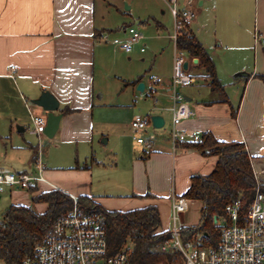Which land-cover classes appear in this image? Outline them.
<instances>
[{"label": "crops", "instance_id": "0c3cea01", "mask_svg": "<svg viewBox=\"0 0 264 264\" xmlns=\"http://www.w3.org/2000/svg\"><path fill=\"white\" fill-rule=\"evenodd\" d=\"M99 2L116 15L108 13L106 9L97 12ZM186 2L188 1L182 2L184 6ZM252 2L254 12L250 36H245L246 40H243L244 34L239 35L234 30L238 20L236 15L228 11L227 6L224 10L226 24L230 25L232 31L229 30L230 34L226 42L232 54L228 55L227 59L219 57L216 62L213 56L218 54L217 49L212 53L207 52L213 60L219 81L222 74L229 76L236 83L242 81L244 86L241 96L234 99L226 96L227 103H215L218 97L209 87V82L201 70L199 77L208 88L206 95L192 96L189 95L190 93L182 95L193 112L190 119L177 126V130L185 134V141L173 145L169 135L166 140L157 142L158 140L152 136L155 130L159 129H155L152 123L150 126L153 135L149 139L143 138L149 126L145 131L133 134L132 140L135 142L136 151L134 154L129 153L130 160L127 164V168L130 166L133 183L127 182L129 186L125 188L126 183L123 182L116 185L111 182L112 180L102 182L105 178L100 177L99 172L96 173L92 167L96 168V165H100L93 159L94 146L106 145L108 142L105 135L95 126L94 113L97 107L102 106L100 105L102 95L98 97L95 95L98 90V71L104 64L106 43L103 35L113 31L120 34V37H127L121 41L128 39L131 24L124 23V20L130 8L125 3L124 11L120 10L119 0H0V141L5 151L7 148L10 149L11 161L23 158L22 162H27L24 163L22 170L14 174L35 172L34 170L33 173H29V169H25L29 164L34 166L37 152V144L33 145L30 141L31 135L36 138L37 136L31 127H26V123L30 119L29 110L36 115L44 112L36 106L31 108L28 102L37 99L44 91L51 93L59 103L55 114H62L59 128L50 139L53 142L58 139L59 142H50V146L55 144L53 148L62 146L64 150L74 146L77 152L88 147V155L83 161V166L77 163L62 174L61 169L45 167L43 157L46 150L43 141L47 137L42 136L44 178L60 192L73 197H91L94 202L108 211H110L109 206L113 205L117 208L115 211L121 212L146 206H155L159 212V204L162 203L158 199L164 198L168 199V207H166L170 214L172 201L182 197L187 191L190 178L196 175L208 176L215 167L217 157H202L200 153L185 148V143L198 140L202 133L212 134L219 142L243 144L251 161L264 159V82L256 77V75H264V0H252ZM105 15L113 16L116 24L107 22L103 24ZM119 25L121 27H118ZM113 26H117L118 29H113ZM142 40L143 37L140 41ZM198 63L196 58L197 66ZM184 64L187 65L186 68ZM184 64L183 70L187 73L189 63ZM176 65L174 57V67H177ZM11 67H14V72L10 71ZM236 74H239L238 77L241 79L236 77ZM183 75L195 80V77L189 73ZM135 81H138L135 84L138 85L139 80ZM135 81L131 80L126 85ZM170 87L172 88V82ZM178 88L183 87H176V91ZM172 94L164 96L165 101L155 108L156 113H154L163 118L164 126L166 116L170 120V127H172ZM232 110L235 111L234 118L231 115ZM132 121L127 126L128 134L131 131ZM128 134L117 135L115 144L117 149L113 151L116 156L111 158L113 161L110 162L113 169L120 167L117 152L123 153L126 147L129 151L131 139ZM138 135L142 136L138 137ZM138 138L149 142L151 147L147 148L146 145L139 144ZM3 159L6 160L5 156ZM90 159H92L91 168L87 164ZM4 170L9 169L0 165V173H4ZM106 183L112 185L103 188L104 190L98 188ZM34 188H36L35 192H32L34 197L41 192L54 190L46 184L34 185ZM115 188L127 192L124 199L120 191L114 193ZM12 189L15 192L10 194V206H27L28 204L23 203L24 193L18 191L21 189L13 187ZM146 194L149 196L144 197ZM194 203L199 204L200 210L201 204L191 201V204ZM170 220L169 215L168 221Z\"/></svg>", "mask_w": 264, "mask_h": 264}, {"label": "rangeland", "instance_id": "374dc122", "mask_svg": "<svg viewBox=\"0 0 264 264\" xmlns=\"http://www.w3.org/2000/svg\"><path fill=\"white\" fill-rule=\"evenodd\" d=\"M183 1H188L186 3H190V6L196 15L190 29L208 53H212L214 49H217L218 54H214L213 56L216 62L219 57L220 59H227L228 55L232 54L231 48L226 42L227 36L230 34L229 30L232 31L230 25L228 24L227 26L226 24V13L224 10L227 6L228 11L231 14L236 15L237 20L240 22V24H238L239 22L237 21L234 30L239 35L241 33L244 34L242 39L246 40V37H248V35L250 36L252 33V16L254 12L252 8V0H178L180 8H183L184 6L182 3ZM125 3L130 9L126 12L128 16L125 18L124 23L131 24V29L140 33L143 40L138 44H134L129 53H124L113 44V41L116 39L121 41L127 37H120V34L113 31L106 32L103 35L106 43L104 50V64L101 66L100 71H98V90L95 95L96 97L102 95V98L100 99V105L102 106L97 107L94 113L95 126L98 131L105 135L108 142L106 145H95L93 148V159L99 162L100 165H96V168L92 167V159H90L87 164L90 168L92 167L96 173L99 172L100 177L105 178L102 179V182L112 180L111 182L115 185L123 182L124 184H127H125L124 187L128 188L129 184L133 183L132 175L129 171L130 166L127 168L128 161L130 160L129 153L134 154L136 151L135 142L132 140L133 132L130 131L132 134L130 132L128 134L127 130L129 122L137 116L151 117L155 115V108L166 99L164 96L173 93V90L170 87V82L174 73L177 75L189 73L194 76L196 80L191 87L178 88L177 93H182L181 95L190 93L189 95L192 96H204L208 92V88L199 77L202 71L196 67V58L192 56L187 57L185 53L176 51L173 42L169 39V36H171L173 32V19L167 5L161 0H119L120 10L124 11ZM200 3L202 4L200 5ZM105 9L108 10V13L110 12L111 14H114L110 8L105 7L100 2L97 3V12L98 10ZM114 15H116V13ZM105 22L113 25L116 24H114L113 16L111 17L109 15H105V21L103 24ZM120 25L118 27H121ZM118 27L113 26V29H118ZM119 32L123 34V32ZM247 43H249V40ZM140 49L143 51L140 52ZM224 53L227 54L224 55ZM175 55L177 56V67H174ZM185 62L189 63L187 73L183 70V64ZM236 75V77L239 76V74ZM238 78L241 79V77ZM131 80H139V84L144 85V92L137 90L138 85H126ZM219 82L224 87L226 96L230 99L239 98V96H241L244 86L242 81L236 83L229 76L222 74V78ZM28 105L31 108H35L31 102H28ZM165 119V126L159 130H155L156 132L154 136H152L153 129L149 126L147 133L143 134V138L149 139V137L152 136L158 140L157 142L166 140L171 133L172 127H170V120L167 119L166 116ZM27 126L32 128L30 119H28V122L26 123V127ZM118 134H128L131 143L129 141V151L126 147L123 153L117 152V160L120 163V167L113 169L111 168L112 164H110V162L113 161L111 158H115L116 156L113 151L114 149H117L115 144ZM139 136L142 135H138V137ZM30 137L31 143L36 145L37 138L32 135ZM50 142L54 143L59 141L56 139L53 142L48 138L43 141V146L46 150L43 160L47 169H61L62 171L60 172L62 173L66 172L69 167H72L77 163H79V166H83V161L88 155V147L80 149L77 152L74 146H71L69 150H64V147L62 146H59V148L56 149L53 148L55 147V144L54 146H50ZM57 145L58 143H56V146ZM4 156L6 160L3 159ZM10 157V149L7 148V151H5V147L1 146L0 141V165L9 169L4 170V173H16L17 171L22 170L27 163L26 161L22 162L23 158L11 161ZM251 164H253L252 169L257 181L264 184V159L256 161L252 160ZM33 168L34 166H30L29 164L25 169H29V173H33ZM108 185L112 184H102L98 188L104 190ZM114 190V193L120 191L117 190V188ZM18 191L24 193L25 199L23 203L30 205H27V207H30L34 213L40 214L45 211V204L30 202L32 201V197H34L32 192H27L23 189ZM95 191L99 192L101 190ZM122 191L119 193H121V197L124 199L127 192H125V190ZM13 192L15 191L12 187H2V193H0V223L2 221V214L10 206L9 198L10 194ZM128 196L129 195H127V197ZM158 201L162 203L159 204L161 221L160 230L168 229L170 231L172 229V219L168 221L169 215L171 218V210L169 214L167 208L168 199L160 198ZM108 209H110V211H115L117 208L112 205L109 206ZM176 216L177 226H195L199 219V204L190 203L187 212L178 213ZM204 245L205 243L203 239H200L197 236L193 246L190 247H205ZM185 248L189 249V247ZM129 249H131L129 244L123 248L124 251H129Z\"/></svg>", "mask_w": 264, "mask_h": 264}, {"label": "trees", "instance_id": "16d2710c", "mask_svg": "<svg viewBox=\"0 0 264 264\" xmlns=\"http://www.w3.org/2000/svg\"><path fill=\"white\" fill-rule=\"evenodd\" d=\"M176 50L198 59V68L203 70L209 87L218 97L215 103H227L224 87L216 77L215 65L198 38L189 29L182 31L176 40ZM264 82V75H256ZM138 81L133 82L135 85ZM233 111V110H232ZM66 113V112H65ZM235 116V111L231 112ZM185 148L200 153L202 157H217L214 169L208 176H192L183 198L201 204L198 223L181 227L180 242L185 247L193 246L198 236L205 247L218 245V234L213 218L225 217V207L240 201V216L243 217L253 197L255 178L243 144L223 143L210 133H202L198 140L185 143ZM88 169V168H85ZM264 194V184H261ZM36 188L31 187L30 192ZM146 194L144 197H148ZM77 206L84 213H101L104 218L107 255L116 256L128 244L126 264H159L180 262L179 252L168 246L173 236L170 231H161L160 215L155 206L131 211H108L88 196H78ZM141 198H143L141 196ZM33 203L46 204L41 214L30 207L11 205L3 213L0 223V264H21L32 255L34 247L52 229L59 217L72 210L71 199L60 191L49 190L32 197Z\"/></svg>", "mask_w": 264, "mask_h": 264}, {"label": "built area", "instance_id": "2783aa9c", "mask_svg": "<svg viewBox=\"0 0 264 264\" xmlns=\"http://www.w3.org/2000/svg\"><path fill=\"white\" fill-rule=\"evenodd\" d=\"M161 1L167 5L173 19V32L169 39L176 48L178 35L185 29L190 28L196 15L190 3H186L187 5L180 8L178 0ZM141 39L140 34L130 29L128 39L125 41L116 39L113 44L123 52H130L132 46L140 42ZM176 57L175 55V61L177 60ZM10 71L14 72V67H11ZM10 77H12V74ZM171 82L173 105L171 108L172 130L170 138L174 145L176 142L185 141V134L178 131L177 126L193 116L188 103L181 94L177 93L176 87L190 86L195 80L192 77L174 73ZM29 115L32 130L38 138L34 160L35 172L33 174L0 173V193H2L3 186L30 190L32 186L38 184H46L59 191L43 176L45 168L42 164L41 137L44 136L45 116L32 114L30 110ZM150 125V116H137L131 122V131L133 134H138L145 131ZM137 142L146 145L147 148L151 147L149 142H146L143 138H138ZM253 175L256 183L246 214L243 217L240 216V201L225 207V217L217 220L216 224V233L218 234V245L216 247L197 246L186 249L181 244L178 231L182 226L176 225V215L187 212L191 201L183 197L174 199L171 203L173 227L170 230L173 240L167 246H163L161 250L165 252L167 247L173 244L179 252L180 262L159 264H264V194L254 173ZM67 196L72 201V210L65 216L55 220L51 231L34 247L32 255L27 257L21 264H126V251H122L113 257L107 255L103 215L97 212H82L77 206V198L71 195Z\"/></svg>", "mask_w": 264, "mask_h": 264}, {"label": "water", "instance_id": "95a60500", "mask_svg": "<svg viewBox=\"0 0 264 264\" xmlns=\"http://www.w3.org/2000/svg\"><path fill=\"white\" fill-rule=\"evenodd\" d=\"M187 65L184 64V68ZM144 85L138 84L137 90L143 92ZM186 102H188L186 100ZM31 104L41 109L44 112L42 115L45 116V128L43 135L48 139H51L59 128V123L62 119V114H55L58 111L59 103L56 98L49 93L48 91H44L40 94V96L31 101ZM151 123L155 129H161L164 126V120L161 116H151ZM105 143V142H104ZM214 225L217 224V217L213 218Z\"/></svg>", "mask_w": 264, "mask_h": 264}]
</instances>
